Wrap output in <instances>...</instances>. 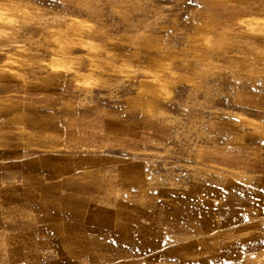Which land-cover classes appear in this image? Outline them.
<instances>
[{"label":"rangeland","instance_id":"rangeland-1","mask_svg":"<svg viewBox=\"0 0 264 264\" xmlns=\"http://www.w3.org/2000/svg\"><path fill=\"white\" fill-rule=\"evenodd\" d=\"M0 264H264V0H0Z\"/></svg>","mask_w":264,"mask_h":264},{"label":"crops","instance_id":"crops-1","mask_svg":"<svg viewBox=\"0 0 264 264\" xmlns=\"http://www.w3.org/2000/svg\"><path fill=\"white\" fill-rule=\"evenodd\" d=\"M13 255V254H12Z\"/></svg>","mask_w":264,"mask_h":264}]
</instances>
